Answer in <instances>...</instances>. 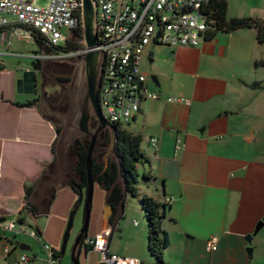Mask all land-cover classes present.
Returning <instances> with one entry per match:
<instances>
[{
    "label": "crops",
    "instance_id": "obj_1",
    "mask_svg": "<svg viewBox=\"0 0 264 264\" xmlns=\"http://www.w3.org/2000/svg\"><path fill=\"white\" fill-rule=\"evenodd\" d=\"M245 6L232 17L264 21V0ZM8 20L0 29V219L11 223L23 218L42 243L61 252L78 194L69 186L41 192L54 169L57 127L38 102V71L44 62L34 59L40 53L28 50L35 40L15 18ZM30 55L34 71L28 69ZM263 62L264 44L256 29L221 33L195 48L151 45L146 50L142 71L157 77L158 85L150 81L149 89L159 99L144 101L126 129L142 137L141 162L150 189L139 192L163 206L168 264H264V227L251 243L246 240L264 218ZM21 71L35 72L34 95L18 91ZM170 99H189L191 104ZM153 138L158 149L150 144ZM178 141L184 144L181 151ZM27 187L34 188L30 202L40 208L39 216L26 210ZM129 197L115 215L97 183L88 237L110 228V255L155 264L148 251V228L134 224L137 213ZM3 225L0 263L15 264L23 256L15 241L43 249L29 236L20 240L4 233ZM213 238L217 249L209 251ZM31 251L28 263L17 264L42 261L39 251ZM100 262L96 252L82 251L81 264Z\"/></svg>",
    "mask_w": 264,
    "mask_h": 264
},
{
    "label": "built area",
    "instance_id": "obj_2",
    "mask_svg": "<svg viewBox=\"0 0 264 264\" xmlns=\"http://www.w3.org/2000/svg\"><path fill=\"white\" fill-rule=\"evenodd\" d=\"M0 0V29L13 17L34 38L37 32L43 52L34 55L40 62L62 61L82 57L87 48L75 42L82 38V0ZM215 0H94L97 7L99 46L105 55L104 72L99 90V104L104 118L114 126H127L139 113L144 101H156L158 94L149 89L150 78L142 71V61L151 45L199 47L211 40ZM169 102L190 105L189 99ZM158 149V140L150 141ZM184 147L178 141L177 150ZM137 226L139 223L134 222ZM4 233L26 235L43 246L47 264H59L56 250L42 243L40 234L25 224L11 222L3 225ZM110 228L85 240V247L100 255L108 264H142L139 259L109 254ZM217 239L208 242V250L217 249ZM5 253L9 254L7 247ZM28 263L27 256L20 258Z\"/></svg>",
    "mask_w": 264,
    "mask_h": 264
},
{
    "label": "water",
    "instance_id": "obj_3",
    "mask_svg": "<svg viewBox=\"0 0 264 264\" xmlns=\"http://www.w3.org/2000/svg\"><path fill=\"white\" fill-rule=\"evenodd\" d=\"M82 25L84 36L75 40L76 43L87 48L88 53L82 57L59 61L67 63L74 67L72 82L66 84L68 87V109L59 113L51 110L46 104H41L42 111L45 115L54 119V125L61 131L57 136L54 144L55 164L52 172L48 173L49 178L41 185V192L46 194L48 191L58 189L62 186H69L79 191L78 200L74 204L70 213L67 229L62 242V258L65 255L68 240L73 229L74 218L77 210L84 204V221L83 227L72 247V264H81V253L86 250L85 240L89 236V227L91 221L93 198L96 180L103 174L110 161L118 165V177L112 189L120 186L123 193V199L120 208L123 209L127 198V182L122 172L121 160L116 151L117 127L110 124L103 116L99 104V90L104 72L105 55L97 50L99 46L98 18L97 7L94 0H82ZM150 80L158 85L155 75H149ZM37 81L35 72H27L24 78L18 82V91L24 88L26 94L34 95L36 93ZM109 134L110 142L106 148L103 162L104 170L99 175H94L93 161L96 152L99 149L101 137ZM89 139L90 146L86 159L87 185L83 190L78 187L72 175V148L81 140ZM6 219H0V225L5 224ZM264 227V218L257 224L255 231L248 235L246 240L251 243L253 237ZM20 251H30L31 246L15 241L13 243ZM251 256L253 249L247 248ZM99 264H108L101 261Z\"/></svg>",
    "mask_w": 264,
    "mask_h": 264
},
{
    "label": "trees",
    "instance_id": "obj_4",
    "mask_svg": "<svg viewBox=\"0 0 264 264\" xmlns=\"http://www.w3.org/2000/svg\"><path fill=\"white\" fill-rule=\"evenodd\" d=\"M214 23L213 31L210 32V38L216 37L221 33H231L242 29H256L258 31V40L260 44H264V21L254 18H228V2L226 0L214 1ZM35 42L42 47V41L44 40L37 32L34 34ZM264 64V62H263ZM36 65V63H34ZM61 131L60 128H56L57 134ZM102 143L101 146H104ZM142 137L135 135L128 131L125 126H117L116 137V151L121 160L122 172L127 182V192L131 197L138 198V175L137 164L142 160L143 153L141 150ZM90 146L89 139L84 141L79 140L75 147L72 148V158L75 160L74 173L76 175V184L79 188L85 189L87 185V173H86V159ZM97 155L93 161V174L99 175L105 168L103 162L104 152L97 151ZM118 177V165L114 161H110L106 171L98 176L96 182L102 186L107 192V204L116 215L119 211V206L123 199V193L120 186L113 185ZM147 180H150L145 175ZM78 195L79 191L74 190ZM34 193L33 187H27L26 189V210L33 216H39L42 214L39 207L34 206L30 202V198ZM142 210L145 214L148 235L147 244L150 256L153 258L155 264H168L164 258V252L169 246V240L167 233L163 230L162 223L164 219L163 206L157 202L154 198L149 196H143L141 199ZM19 224H24L23 218L17 221ZM16 236L14 235V238ZM87 251H91V248L86 247ZM46 254V253H45ZM55 257L58 259L59 264L62 260V252H56Z\"/></svg>",
    "mask_w": 264,
    "mask_h": 264
},
{
    "label": "rangeland",
    "instance_id": "obj_5",
    "mask_svg": "<svg viewBox=\"0 0 264 264\" xmlns=\"http://www.w3.org/2000/svg\"><path fill=\"white\" fill-rule=\"evenodd\" d=\"M228 2V10H227V16L228 18H233L232 16L238 15L239 12H242L244 8H246V4L252 5L253 4V0H226ZM48 0H41L40 1V5L45 6L47 5ZM249 8V6H247ZM30 52H34V53H42V49L40 48L39 45H37L35 42L32 41V45L29 46L28 49ZM28 62V69H31L34 71V69L36 68L34 65V61L32 60V56L30 55V58H28L27 60ZM61 62L59 61H46L44 62L42 65H44L45 67L50 66L51 69H53L56 65L60 64ZM64 64V63H61ZM56 70V69H55ZM26 73V71H21L22 76H24V74ZM44 90L47 91L50 95V99L52 102H54V104L57 103L59 97L62 95L63 90L61 89V87H59V84L57 82V80H55L54 78L51 79H46V81L44 82ZM66 98L68 99V97L66 96ZM54 122V119H52ZM61 128V127H60ZM137 175H138V184H137V188H138V193H139V197L138 198H134V197H129V203H133L135 206V211L137 213L136 217L134 220H136L139 224H141L143 226V224H145L147 226L146 223V218H145V214L142 210V204H141V199L143 196L146 195H142L139 192V189L143 188L145 191V193H148V190L150 189L149 185H147L149 182L147 179H144V173H143V168H142V162L140 161L137 164ZM83 221H84V204L77 210L75 218H74V223H73V229L71 231L70 234V240L68 242L67 245V249L65 252L64 257L61 260V264H72V247L73 244L75 242L76 237L78 236L80 230L83 227ZM8 222H6L5 224H7ZM10 236H12V233H9ZM19 239H23V237H25V235H18ZM28 245H30L34 251H39L41 253V258L42 261H34L33 263H37V264H47V255L45 254L43 249H39L38 246H36L33 243H29ZM18 254H23L24 256H28V257H32L33 253L28 252V251H17ZM18 260H15V264L21 262L20 257L17 258ZM19 261V262H18ZM22 263V262H21ZM0 264H5V262H1Z\"/></svg>",
    "mask_w": 264,
    "mask_h": 264
},
{
    "label": "flooded vegetation",
    "instance_id": "obj_6",
    "mask_svg": "<svg viewBox=\"0 0 264 264\" xmlns=\"http://www.w3.org/2000/svg\"><path fill=\"white\" fill-rule=\"evenodd\" d=\"M56 69V70H55ZM74 67L64 63V64H58L53 69H51L50 66L45 67L44 65L39 68L38 71V81H39V101L40 103L46 104L51 110L57 111L59 113L65 112L68 109L69 103L67 96L68 87L66 86L67 83L72 82L71 76L73 75ZM57 80L59 87L63 90L62 95L59 97L56 104L51 101L50 95L47 91L44 90V82L46 79L54 78ZM68 97V96H67ZM41 105V104H40ZM57 120L56 118H54ZM110 142V136L109 134L101 137L99 142V149L97 151L104 152L103 148H106L108 146V143ZM102 143H105L104 146H101ZM98 152H96L97 155ZM104 157V156H103ZM72 175L76 182V175L74 173V166H75V160L72 159Z\"/></svg>",
    "mask_w": 264,
    "mask_h": 264
}]
</instances>
